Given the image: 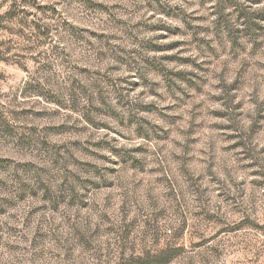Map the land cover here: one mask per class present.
I'll return each mask as SVG.
<instances>
[{"label":"clouds","instance_id":"clouds-1","mask_svg":"<svg viewBox=\"0 0 264 264\" xmlns=\"http://www.w3.org/2000/svg\"><path fill=\"white\" fill-rule=\"evenodd\" d=\"M0 264H264V0H0Z\"/></svg>","mask_w":264,"mask_h":264}]
</instances>
